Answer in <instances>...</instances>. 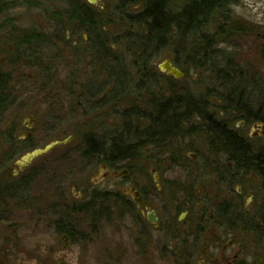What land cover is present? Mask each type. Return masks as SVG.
Listing matches in <instances>:
<instances>
[{
	"label": "rangeland",
	"instance_id": "374dc122",
	"mask_svg": "<svg viewBox=\"0 0 264 264\" xmlns=\"http://www.w3.org/2000/svg\"><path fill=\"white\" fill-rule=\"evenodd\" d=\"M123 3L127 2L101 0L97 5L86 3L96 11L101 10V15H107V20L101 16L96 18L99 34L93 33L104 47L98 49L106 58L103 68L92 64L87 50L92 38L86 30L71 38L69 28L66 39L72 41L67 46L61 35L47 40L46 37L55 32L52 17L58 19L61 16L56 15L58 10L68 6L65 0H0V7H3L0 8V73L10 77V101L0 113V264H57L60 260L66 264H141L133 255L138 236L131 227L124 229L122 221L111 225L104 211L99 213L97 222L90 215L80 217L79 214L77 219L70 218L66 205L86 203L93 191L109 187L120 191L130 183L142 186L144 180L151 183L154 174L150 167H157L156 172L161 177L185 184L195 183V192L205 193L211 185L213 196L219 194L218 200H232L239 189L243 193V209L256 201L250 196L258 191L256 179L251 174L236 175L232 169L217 167L216 163L221 162L223 156L216 157L212 153L207 133L198 131L194 136L161 140L162 146L167 145L162 154H158L162 152L161 148L144 144L135 157L116 162L114 170L118 173L127 169V173L121 176L111 174L113 167L108 165L106 155L91 158V153H86V140L93 135L108 145L113 136H118L127 119L132 122L128 132L134 142L139 140V134L142 140L148 138L150 125L147 120L140 119V113L151 110L153 102L148 94L152 91L163 103L171 100L169 96L175 91L201 96L193 99H205L203 96L208 92L215 95L216 91L227 93L230 90V100L244 104L247 107L244 109L257 111L261 106L257 100L264 97V0H236L222 11L230 16L229 20L219 13L220 17L217 15L205 23L204 32H218L220 39L227 40L217 45L219 49L215 53L209 52L217 63H232L233 77L224 85L217 83L215 76L217 78L218 74L211 73L208 68H196L191 63L189 57L196 59L204 51H200V35L193 41L181 42L172 27L167 41L160 44V48L155 43L152 48L143 49L145 46L137 41L144 32L141 27L131 24L132 15L140 12L142 4L136 1L128 5ZM185 6L188 7L187 0H170L163 7L176 17ZM174 21L169 19L170 23L175 24ZM21 30L43 32L42 49H34L32 55V47L29 51L22 50L25 44L20 50L12 49L5 37ZM176 46L177 52H171ZM74 48L80 49L83 55L76 58ZM140 50H146L145 55L153 52L144 55L150 59L143 61ZM166 57L182 70V76L170 78L163 73L165 71L159 68V64ZM141 62L147 63L146 69L145 63L142 65ZM109 65L118 79L111 76ZM147 69L156 73L154 81L145 76ZM91 85L100 86L96 91L104 90L94 99L95 106L93 100L79 99L88 86L94 88ZM116 86L117 91L121 90L119 97L105 104V97H109ZM214 98L210 100L217 113L220 107L217 106L218 99ZM231 115L232 112L227 111L218 118L229 121L234 128L240 119L231 120ZM154 117L150 120L153 134L160 138L162 135L155 127ZM65 138H69L66 143L38 156L26 168L24 172L32 167L34 177L27 191L23 186L21 195L16 197L13 193L14 188L19 187L15 184L19 178L10 175L16 170L15 163L21 162L34 149ZM18 140L23 141L18 144ZM133 141L130 138L126 144ZM11 147L12 154L9 152ZM188 152L195 154L193 159H188ZM164 198L159 197L156 202L161 213L166 210V196ZM59 211L67 215L59 219L54 213ZM61 220L64 225H73L75 232L74 240L69 241L65 249L62 243L57 244L55 231L57 225L62 226ZM156 235L155 241H168L162 234ZM110 252L113 258L109 257Z\"/></svg>",
	"mask_w": 264,
	"mask_h": 264
},
{
	"label": "flooded vegetation",
	"instance_id": "af4514ba",
	"mask_svg": "<svg viewBox=\"0 0 264 264\" xmlns=\"http://www.w3.org/2000/svg\"><path fill=\"white\" fill-rule=\"evenodd\" d=\"M100 1L89 4L97 5ZM128 4L123 3V5ZM95 29L98 31L97 28ZM145 52L146 50H140L139 55L144 57ZM171 52L176 53L177 51L172 50ZM148 59L150 58L148 57ZM166 59L170 60L172 66L179 68L170 57H166ZM109 67L112 66L109 65ZM163 73L166 74V72ZM155 78L151 80L154 81ZM170 78L174 77L170 76ZM0 79L2 84L9 86V75L0 73ZM152 101L153 107L151 105V110H148L147 113L142 111L140 119L148 121L153 119L152 116H155L154 120L156 119V121L154 123L156 122L155 127L159 133L163 135L172 134L175 131L173 120L168 117V121L165 123L168 129H162L164 123L162 116L167 114L166 112L175 110L174 100L161 103L163 100L159 101L156 97L150 100V102ZM231 101L232 104L226 106L221 100H218L217 106L220 107V110L218 109L216 113L210 107L212 112L209 117L213 118L215 115L222 117L225 112L229 111L232 112L231 120L235 117L240 119L234 128L227 121L228 128L221 132L231 136L232 147L224 145L211 150L216 157L223 156L222 161L216 163L217 167L229 169L240 168L243 164L230 160L227 156L228 152L234 155L251 154L253 161L261 167L259 174L253 171L249 173L256 179V190L258 189L256 194L254 192L250 194L256 198L254 203L243 209V193L239 189L236 190L232 200L226 201L218 200V193L213 196L211 185L205 189V193L202 191L195 192V183L185 184L177 182L175 179L161 177L156 172L157 167H150L154 176L157 175V178L152 177L151 183L144 180L145 183L142 186L130 183L120 191H115L111 187L107 190H98V192H104L107 197L102 209L109 223L111 225L115 222L119 224L122 221L124 229L131 227L132 231L137 234L138 239L133 255L141 264H264V174H262L264 172V97L257 100L261 104L257 111H249V109H244L247 108L244 104ZM200 102V108L207 112L206 104H203L201 100ZM205 118L206 113L205 117L196 116L194 120L203 121L202 119ZM184 125L186 127L190 124L184 123L181 127ZM198 131L207 133L206 127L203 125L199 130H193L191 136H194ZM187 136L190 135L178 138ZM22 141L18 140V144ZM9 149L10 154H12L13 148ZM194 155L191 152L187 153L188 159H193ZM94 156L95 154H91V158ZM106 157L108 160L113 159L108 154ZM120 159L124 158L116 157L115 160L108 162V165L113 167L111 174L121 176L127 173V169L120 173L114 170L116 169V162ZM31 162L19 165L17 161L15 163L16 170H12L10 174L15 179L19 178L15 182L19 188L26 186L24 191H27L30 180L34 177L32 167L24 172ZM235 174L241 173L235 172ZM259 175L260 178H258ZM165 192L167 195L164 194ZM165 196L167 199V204L164 205L166 210L161 213L158 211L156 202H158L159 197L165 199ZM84 215L86 214L84 213ZM61 223L62 226L59 225V229H55L58 236L57 244L62 243L61 246L65 249L69 241L74 240L75 232L73 225H64L63 220ZM156 233L162 234L168 241L163 243L155 241ZM126 239L129 240V236H126ZM64 245L66 246L63 247ZM48 249L50 252L53 251L51 246ZM109 257L113 258L111 252ZM57 264L66 263L60 260Z\"/></svg>",
	"mask_w": 264,
	"mask_h": 264
},
{
	"label": "trees",
	"instance_id": "16d2710c",
	"mask_svg": "<svg viewBox=\"0 0 264 264\" xmlns=\"http://www.w3.org/2000/svg\"><path fill=\"white\" fill-rule=\"evenodd\" d=\"M122 2H138L142 4L141 10L139 13L132 15L131 17V24L134 25V27H141L142 31L144 32V36L140 37V41H137L139 45H144L145 47L143 49H146V47L152 48L153 44L157 43V48H160L162 43L167 41L168 36L170 35L171 28L176 29L175 36L177 38L181 39L182 41H193L197 35H200V46L202 49L200 51L204 50L199 57L194 59L193 57H189L191 59V63L196 66V68H208L210 69L211 73L218 74L217 78L215 76V79L217 80V83L219 85H224V83H230L231 78L233 77L232 74L234 73L232 71L233 66L231 62L220 64L221 62L217 63V61H214L215 56H212L210 53H215L216 50L219 48L217 47L218 44L227 42L220 39L218 32H204L205 23L210 20L216 18V16H219V13L224 15L222 12L229 7V5L236 0H187V6L185 8H182L175 16H171L169 13H167L166 9H164L163 6H166L170 0H120ZM67 2V8L61 7V10H58V13L56 14L59 16L58 19H54L52 17V26L55 27V32H53L52 35L47 36V40L51 41V37L54 36V38H59L61 35V40L64 43V45L70 44L72 40L66 39V32L69 30V33L71 35V38L78 34L79 32L86 30L90 37L92 38L90 40V43L88 45V52L89 57L92 59V64L94 67H97L101 65L102 67L105 66L106 58L102 57L98 49L101 48L104 49L103 45L100 43L98 38L94 37V34H99V30L97 31L96 28V19L97 17L101 16L104 19L107 20V15H101L100 11L94 10L91 6L87 5L88 3L86 0H65ZM3 8V7H0ZM106 17V18H105ZM169 17V18H168ZM220 17V16H219ZM224 18L229 20V15H224ZM170 20H175V24L170 23ZM56 22V23H55ZM55 23V25H53ZM108 23V21H106ZM224 24V23H223ZM174 25V26H173ZM230 31V29H227ZM143 32H141L143 34ZM94 33V34H93ZM169 33V34H168ZM172 35V34H171ZM132 39V38H130ZM43 40H45V34L38 30H21L18 33L10 32L7 37H5V42L11 44L12 49L20 50V47L22 44H25V47L22 48L24 51H29L32 47L31 54H34V49H42L41 44L43 43ZM198 40V39H197ZM15 42V43H14ZM159 43V45H158ZM98 47H97V46ZM8 47V45H5ZM105 48H107L105 46ZM74 56L76 58H79L83 55V52L80 49L74 48ZM177 51V46L175 49ZM185 50V49H184ZM24 51H19V53L24 54ZM18 55V54H17ZM221 55V54H219ZM113 58H115L113 56ZM144 60H147L148 57L144 58L141 57ZM145 63V65H143ZM141 64L146 69L147 63L141 62ZM93 67V68H94ZM105 68V67H103ZM111 68V76L118 79V75L115 71H113V67ZM79 71V70H78ZM147 72L146 77L155 78L156 74L149 72L148 69L145 70ZM113 72V73H112ZM242 74V73H240ZM239 74V75H240ZM235 77V76H234ZM243 77V76H242ZM213 79L211 82H214ZM213 84V83H211ZM92 86V85H91ZM119 86V85H117ZM117 86L113 87L114 92L110 94L109 97H105L104 103L107 104L112 100H116L118 98V94L120 91H117ZM90 86H88L87 89H85V92L83 93V97H79V99H83L86 102H89L93 100V104L95 106L94 99L97 98L104 90L96 89L100 86H95L94 88L89 89ZM217 89L216 87H214ZM172 91L173 89L170 88ZM8 86L2 84V80L0 79V113L3 112L4 107L7 105V103L10 101V93ZM216 91V90H215ZM7 92V93H6ZM147 92H150L147 90ZM124 95V94H123ZM149 99L153 100L157 96L154 95L153 91L148 94ZM203 96V95H202ZM171 100H174L173 104L175 106V110L171 112H166L167 114H164L162 118L164 119L163 127L162 129H168L166 127L165 123L168 121V117L173 120L175 124V131L172 134L168 135H162V137H156L153 134V127L151 126L150 120H148V125H150V132L151 135L148 138H145L142 140V135L139 134V140L133 141L134 138L130 137L131 133L128 132V130L131 131V120L127 119V121H124L123 127L121 128L120 132L118 133V136H113L110 139V143L106 145L104 142L100 141L99 139L95 138L93 135H89L90 137L86 140V149L88 150L87 154H95V156H108L112 157L115 160L116 157H123V158H132L135 157L137 154H139V150L141 149V146H154L159 147L162 149V152L159 151L158 154H162L166 150V146H162L161 140H173L178 139L180 136H186V135H193V130L199 129L201 126L204 125L206 127L207 135L209 137V145L212 148H216L218 146H224L227 145L229 147H232L231 143V136L227 133H221L222 130L227 129L228 122L221 120V118L216 117V115L213 118H210L211 112L209 107H213L212 101L210 100L211 97H215V99L221 100L226 106L231 105L232 101L230 98L232 97L231 91L228 90L227 93L222 92H215V95H212V93H206L203 97L205 99H193V98H201V96H194V95H185L183 92L177 93L175 91L172 96H169ZM200 100L203 104H206L207 112L202 110L200 108ZM153 102V101H152ZM216 102H218L216 100ZM216 102L213 103L216 105ZM154 104V103H153ZM153 104L152 107H153ZM202 119L203 121H195L194 118L196 116L198 117H205ZM220 119V120H219ZM183 121V123H181ZM155 121V120H154ZM184 123H189V126L181 127ZM137 136V135H136ZM130 138L133 142L126 144L128 141H130ZM159 138V139H157ZM106 145V146H105ZM102 146H105L102 147ZM130 147H133L132 149H128ZM110 154V155H109ZM227 156L230 158V160L236 162V163H242L243 166L240 168L230 169L232 172H240L242 175H246L253 172H256L259 174V171L261 170V167L258 163H255L253 158L251 157V154L241 155L237 154L234 155L231 152L227 153ZM108 160V159H107ZM109 160V161H110ZM23 190L22 188L15 187L14 193L16 197H19L21 195V192ZM59 194V193H58ZM24 195V193H23ZM105 199L107 200V197L104 195V192H98L95 191L94 193L90 194L88 201L86 203H73L71 205H66V208H68V211L70 212V215H67L63 212H60L57 214L54 212L59 219L63 218L64 214L68 217H74L77 219V216L80 214L84 215H90L93 217V220L96 222L99 219V213L103 211L102 206L105 203ZM99 210V211H98ZM61 215V216H60ZM59 229V225H57Z\"/></svg>",
	"mask_w": 264,
	"mask_h": 264
},
{
	"label": "water",
	"instance_id": "95a60500",
	"mask_svg": "<svg viewBox=\"0 0 264 264\" xmlns=\"http://www.w3.org/2000/svg\"><path fill=\"white\" fill-rule=\"evenodd\" d=\"M87 1L90 3H96L100 0H87ZM159 68L162 71H165L168 76H173V77L177 78V77H180L183 75V72L181 70H179L177 67H174L171 65V62L169 59H165L162 63H160ZM68 140H69V138H65L62 140H55V141L50 142L49 144H47L43 148L34 149L33 151L27 153L23 157L22 161L19 162V165H25V164L31 162L35 157L47 153L48 151L53 149L55 146L64 144ZM154 177L157 178V175H155ZM65 246L66 245H64L63 247H65Z\"/></svg>",
	"mask_w": 264,
	"mask_h": 264
}]
</instances>
